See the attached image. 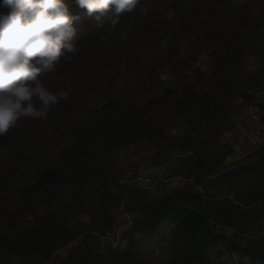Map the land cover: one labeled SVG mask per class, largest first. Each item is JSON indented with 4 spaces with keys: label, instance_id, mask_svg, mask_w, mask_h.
<instances>
[{
    "label": "trees",
    "instance_id": "obj_1",
    "mask_svg": "<svg viewBox=\"0 0 264 264\" xmlns=\"http://www.w3.org/2000/svg\"><path fill=\"white\" fill-rule=\"evenodd\" d=\"M65 2L79 17L77 51L41 80L70 95L45 118H21L0 136V264H143V253L160 241H169L163 264H220L218 240L264 264V236L248 235L264 217V147L239 162L227 159L230 146L218 147L235 102L252 104L248 93L264 83V0H140L115 26ZM249 52L259 68L240 78ZM163 71L171 80L158 91ZM98 86L106 94L96 109L88 97ZM171 126L182 134L170 136ZM142 142L156 149L153 162L161 153L164 162L192 151L182 174L196 179L195 187L162 197L119 187L113 154ZM236 181L240 189L226 192L231 198L196 190ZM122 212L132 219L125 244L93 248ZM212 224L249 242L238 248L216 239Z\"/></svg>",
    "mask_w": 264,
    "mask_h": 264
},
{
    "label": "clouds",
    "instance_id": "obj_2",
    "mask_svg": "<svg viewBox=\"0 0 264 264\" xmlns=\"http://www.w3.org/2000/svg\"><path fill=\"white\" fill-rule=\"evenodd\" d=\"M89 16L111 19L133 13L140 0H74ZM0 136L21 118L40 120L50 108L68 99L69 91L54 93L41 76L53 73L61 58L77 51L79 17L65 0H0ZM35 101V103H34Z\"/></svg>",
    "mask_w": 264,
    "mask_h": 264
},
{
    "label": "built area",
    "instance_id": "obj_3",
    "mask_svg": "<svg viewBox=\"0 0 264 264\" xmlns=\"http://www.w3.org/2000/svg\"><path fill=\"white\" fill-rule=\"evenodd\" d=\"M172 16L174 17L173 13L168 12L165 15V18L171 19L170 17ZM248 59L249 60L247 65H249L251 68L254 69L259 66L258 60L254 57L251 56ZM248 96L254 101V106H252V104H248L253 108L247 111V115H245L244 113L237 114L235 120H237L238 122V118H244L247 124L246 130L248 131V133L244 135L243 144H245L248 149L252 151V153H255L264 147V124L262 123V111L260 109V106L264 104V100L263 102H260L258 106L257 104H255V101H260L262 100V98L264 99V91L261 90V88H258L249 92ZM242 102L246 103L244 100H237L234 104V107L236 104ZM238 128L239 125L236 124L235 126H233V129L228 133V136L220 138L218 147L224 148L226 146H230L232 148L231 143H229L228 140L229 134ZM168 134L172 137H178L182 134V130L171 126L168 128ZM150 150L156 152V149ZM192 154V151L175 152L172 153L161 165H151L149 167H145L144 169L138 172H134L132 166L136 163L135 156H133L132 154H128L125 150H118L113 154L112 161L118 160L121 165L125 166L126 171L123 174V178L119 181H116L118 182L119 187L123 189H139L142 191H146L154 196H159L156 191L160 188L164 190L165 195L166 192L178 191L184 189L188 185H192L193 187H195L196 179L181 175L178 172L181 169V162L191 157ZM235 157L238 158L237 156ZM122 162L124 164H122ZM196 190L203 196H211L216 200L224 199L226 197L231 198L229 195L226 194V192L218 196L216 193L205 191L199 186H196ZM131 229L132 219L127 213L122 212L121 215L118 217L117 223L113 228L112 232L106 234L105 236L99 237V240L103 244L110 245L113 249L120 248L125 244V241L122 240V235L126 232H129ZM212 229V233L215 238L224 237L223 233L227 230L235 233V231L231 228H221L215 224H212ZM262 232H264V230ZM233 236H235V234ZM168 243L169 241L164 242L163 247H161L162 249H166L167 252L169 251ZM67 249L68 248L60 251L58 255L63 256ZM216 252L218 254V260L220 264H254L247 257L241 255L240 253L228 250V248L221 240L217 241Z\"/></svg>",
    "mask_w": 264,
    "mask_h": 264
},
{
    "label": "rangeland",
    "instance_id": "obj_4",
    "mask_svg": "<svg viewBox=\"0 0 264 264\" xmlns=\"http://www.w3.org/2000/svg\"><path fill=\"white\" fill-rule=\"evenodd\" d=\"M256 12V9H255ZM173 17V16H172ZM170 17V21H174L176 19V15L174 14V17L172 18ZM264 34V32H263ZM260 48L262 49V52L264 54V40L262 41V44L260 46ZM255 49H250L249 51H254ZM254 57L252 53H248V55L245 58V62H244V66L240 69L239 71V77L240 78H244V77H248L251 76L258 68H251L248 64V58L249 57ZM255 58V57H254ZM256 59V58H255ZM206 62V55H204L203 57L200 58L199 60V64L202 65ZM259 62V61H258ZM257 66V65H256ZM255 70V71H254ZM169 80H171V78H169V74L166 71L160 72L158 75V91L164 89V85L165 83H167ZM261 90L264 91V83L260 86ZM100 92V93H98ZM106 94V88H101L95 87L93 88L90 93H89V97H88V104L92 105L93 107H95L96 109H98L103 105H105V100L102 99V97ZM263 98L262 100H257L255 101L257 104V106L260 104V102H263ZM252 101V106H254V101L251 99ZM252 106H249L246 103H238L235 105L234 107V113L231 114L233 121H232V125L229 128H226V130H224L220 136V138H223L225 136H228V133L233 129V126H235L236 124L239 125V128L234 130L233 132H231L229 134V143H231L232 146V150L228 155V160L234 162V161H242L246 158H248L249 156H251L253 153L250 149H248V147L243 144L244 141V135H246L248 133V131L246 130L247 128V124L244 120V118H238V122L237 120H235L237 114H241L244 113L245 115H247V111H249L251 108H253ZM264 115V112L262 113V116ZM179 130H182L183 132V128H179L176 127ZM228 138V137H227ZM59 141H56V144H58ZM53 147V146H50ZM125 151L128 154H132L133 156H135V160L136 163L132 166L133 171L134 172H138L142 169H144L145 167H149L151 165L157 166V165H161L162 162H160L161 160H163V158L165 157V155L163 153H161V157L157 158L155 160V162H153V159H155L154 156L157 155V151H151L148 146L146 145V143L142 142L139 144H136L134 146H130L129 148L125 149ZM233 151H234V155H233ZM235 156H237L238 158H236ZM238 161V162H239ZM185 161L181 162V169L178 171L179 174H182V165L184 164ZM122 164H124L122 162ZM146 165V166H145ZM113 166H114V170L111 172V174H114V176H116L117 180L119 181L120 179L123 178V174L126 171L125 166L121 165V163H119L118 160L113 161ZM242 185V184H241ZM230 190L232 193L237 192L240 189V183L238 181L236 182H230L227 183L225 185L222 186H211L207 188L208 192L211 193H216L218 196L224 194L225 192H227V190ZM157 194L159 196H164V190L162 188H160L159 190L156 191ZM264 230V217L262 218V220L260 221L259 224L254 225L248 232V235L252 238H259L261 236H264V232H262ZM235 233L231 232L229 230H227L226 232L223 233V236L226 239L231 240L232 239V243L238 247V248H243L246 247V244L249 242L247 241L248 237L246 238H238L235 239L233 238ZM94 244H96L98 247L99 246H106V244H103L100 240H98L97 242H91V246L94 248ZM164 242L160 241L157 242L156 244H154L153 246L148 247V252H144V258H143V264H163L165 262V257L167 256L168 252L166 249H162L161 247H163ZM216 252V251H215ZM60 256V255H58ZM216 254L212 253L209 256V260L210 261H214L216 262ZM20 260L16 259V261H14V263L19 264ZM55 261V260H54ZM260 264V263H257Z\"/></svg>",
    "mask_w": 264,
    "mask_h": 264
},
{
    "label": "bare ground",
    "instance_id": "obj_5",
    "mask_svg": "<svg viewBox=\"0 0 264 264\" xmlns=\"http://www.w3.org/2000/svg\"><path fill=\"white\" fill-rule=\"evenodd\" d=\"M263 121V120H262ZM156 147V146H155ZM167 157V156H166ZM187 188V187H186ZM186 191V190H185ZM217 239V238H216ZM235 249V248H234ZM242 250V249H241ZM241 253V252H240ZM248 255V254H247Z\"/></svg>",
    "mask_w": 264,
    "mask_h": 264
}]
</instances>
